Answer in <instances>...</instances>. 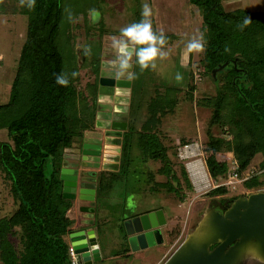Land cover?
I'll use <instances>...</instances> for the list:
<instances>
[{"label":"trees","instance_id":"1","mask_svg":"<svg viewBox=\"0 0 264 264\" xmlns=\"http://www.w3.org/2000/svg\"><path fill=\"white\" fill-rule=\"evenodd\" d=\"M188 1L202 18L200 31L204 33L206 50L200 64L210 75L215 88L213 97L205 96L197 101L198 106L211 111L206 129V171L214 182L224 181L229 160L233 159L242 178L255 157L261 156L258 173L243 182L246 189H260L264 186V11H226L224 0ZM98 4L99 0H36L34 10L27 7L18 9V13L27 20L26 39L20 50L8 101L0 106V131L6 130L9 140L0 143V173L10 183V193L16 204L10 217L0 219L2 264H71L66 239L74 232V222L68 216L72 205L62 198V192H52L51 182L62 185L58 178L61 162L66 154L78 146L82 147L86 132L95 127L98 108L101 107L98 98L102 96L98 93L101 58L90 56L89 59L84 50L74 48L72 23L67 19L66 10L79 18V14H86ZM2 11L0 0V13ZM82 17L86 18V34L93 38L90 32L96 23ZM245 17H250L252 22L240 31L237 24ZM97 24L101 26L98 30L104 33V24L101 21ZM102 32L98 34L100 38ZM233 61H236L235 65ZM226 62L228 66L213 79L212 71ZM80 68H89L94 75V82L87 86L86 95L77 90L79 76L75 79L69 76L67 87L56 83L55 74L79 72ZM188 90L192 100L195 86L191 81ZM180 91V88L168 85L149 97L139 128L141 136L158 132L163 118L173 114ZM132 94L134 99L133 87ZM133 105L136 104L131 100L130 106ZM130 125L128 122L123 134L125 141L121 145V153L125 157L129 155L127 150L133 131ZM213 130L230 139L214 136ZM181 144L187 145L185 142ZM221 154H228L230 159L219 161ZM150 155L154 158L159 152ZM49 161L56 162L51 180L44 172ZM113 174L106 171L97 174L96 199L112 185ZM158 174L169 175V184L176 180L172 170L167 174L160 169ZM186 174L185 168L180 171L186 189L191 191V182ZM161 187L173 193L172 185L163 184ZM226 193L227 189L221 186L207 195L223 197ZM184 195L180 194V201ZM242 198L245 196L223 198L214 204L225 211ZM120 230L125 232L123 226ZM13 238L18 240V249ZM125 245L117 257L127 255L129 248L128 244Z\"/></svg>","mask_w":264,"mask_h":264},{"label":"rangeland","instance_id":"2","mask_svg":"<svg viewBox=\"0 0 264 264\" xmlns=\"http://www.w3.org/2000/svg\"><path fill=\"white\" fill-rule=\"evenodd\" d=\"M1 1L3 11L0 13V55L4 58L0 60V106L8 101L10 85L27 32V20L18 13L21 7L19 0ZM144 3L152 8L153 28L158 32L162 31L167 38H170L168 46L172 49V54L168 60L158 62L156 71L148 70L141 73L139 68L135 67L137 78L129 81L125 78H118L115 71L107 64V61L113 58L110 47L111 37L118 36L122 27L141 19V6ZM223 7L226 11L236 9L251 12L264 11V2L263 0H224ZM95 9L101 13L99 21L104 24L105 32L98 30L101 26L97 22L90 32L93 38L87 35L84 22L86 18L82 16L90 20L89 11L86 14L81 13L77 22L71 25L73 45L77 51L91 46L90 56L101 58L100 78L106 77L116 81L113 87L114 94L104 95L98 98V102L102 110L112 112L114 121L131 122L130 127L133 131L129 139L130 147L127 150L129 155L125 157L121 153V145L125 141L123 134L128 127L119 132L94 127L86 132V138H97L101 146L100 155L98 157L86 156L84 153L95 150L86 148L84 151L85 143H83L82 147L78 146L73 152L71 150L72 153L66 154L61 165L63 166L67 161L76 160L81 168L87 166L90 170L94 169V172L109 168L114 172L111 176L114 178L112 185L101 192V197L95 198L96 216L88 227L94 232L100 254V260L93 264H165L182 244L190 238H198L202 235L204 220L214 201L219 202L223 198L230 199L236 196L247 197L250 194L264 192V186L260 189H246L243 185L249 176L258 173V165L262 159L261 156L255 157L250 167L243 173L240 183L224 186L227 193L223 197L207 195L214 189V186L222 184L225 180L214 182L206 171L204 164L208 155L205 152L208 139L206 129L211 111L198 106L197 103L205 96L213 97L215 88L210 75L200 64L203 53L185 55L187 39L201 29L202 18L196 7L190 5L188 0H99ZM100 32L103 33L101 38L98 36ZM90 56L89 59H91ZM77 61L80 65L79 57ZM79 73L77 90L86 95L87 86L94 82V75L89 68H80ZM177 74L180 79L176 78ZM190 81L195 86L191 95L192 100L189 98L191 91L188 90ZM168 85L181 89L173 114L163 118L158 132L141 136L139 128L145 117L147 100L155 91ZM132 87L136 101L133 99ZM131 100L136 105L131 107ZM213 135L226 140L230 139L226 135H219L216 130H213ZM8 141L7 131H0V143ZM182 142L187 145H182ZM185 146H189L188 149H184ZM182 150L188 151L189 154L191 152L194 156L181 159L178 154ZM154 152H159V155L154 158L150 157V154ZM229 159L228 154H221L218 157L219 161ZM188 163L203 167L207 176L204 184L193 183L187 172ZM54 165L56 162L51 161L45 165L44 172L49 180L53 175ZM184 168L191 182V191L186 189L180 177V171ZM160 169H164L167 174L172 170L176 180L170 181L169 184L167 181L169 175L158 174ZM51 183L53 193L62 192L60 183L56 181ZM163 184L172 185L174 190L171 192L173 193H169L168 188L161 187ZM178 184L181 185L180 188ZM181 193L185 194L183 201L178 198ZM70 202L72 209L68 216L73 220L72 228L75 230L83 225L81 221L83 217L78 211L77 202ZM15 209L16 204L10 193V183L0 173V219L10 217ZM156 211H161L166 221L165 225L159 228L163 236L161 245L143 251H133L130 248V255L122 254L117 257L116 255L127 244L124 240L127 235L120 230L124 219L131 220L135 216ZM12 241L18 249V240L13 238ZM66 241L69 243L68 237ZM243 264L264 263L253 254H246Z\"/></svg>","mask_w":264,"mask_h":264},{"label":"water","instance_id":"3","mask_svg":"<svg viewBox=\"0 0 264 264\" xmlns=\"http://www.w3.org/2000/svg\"><path fill=\"white\" fill-rule=\"evenodd\" d=\"M236 61H233L235 65ZM228 62L212 71V78L228 66ZM115 80L101 77L100 96L113 95ZM97 129L124 130L126 124L112 120V114L98 113ZM62 182V198L77 202L83 219L92 221L95 217L96 184L84 183L73 169L62 167L59 174ZM165 225L161 211L127 220L125 233L129 236V247L143 251L162 243L160 227ZM70 246L79 256L81 264H93L100 260L94 232L89 230L69 235ZM246 254H253L264 263V192L250 194L234 201L224 212L211 209L205 220L202 235L190 238L182 244L165 264H243Z\"/></svg>","mask_w":264,"mask_h":264},{"label":"clouds","instance_id":"4","mask_svg":"<svg viewBox=\"0 0 264 264\" xmlns=\"http://www.w3.org/2000/svg\"><path fill=\"white\" fill-rule=\"evenodd\" d=\"M21 7H27L28 10H34L36 0H19ZM67 19L70 23H76L77 19L69 10ZM152 8L149 4L144 3L141 6V19L137 22L130 23L122 27L119 35L111 37L110 47L112 49L113 58L107 61L108 66L115 71L118 78H125L129 81L137 78L134 68L138 67L143 73L148 70L156 71L158 62L166 61L172 54V49L168 46V38L160 31L153 28L152 24ZM101 17V13L97 9L89 10V19L91 23H97ZM251 18L245 17L242 22L237 24V28L243 31L244 28L251 24ZM206 40L204 33L197 31L185 44V55L202 54L206 48ZM228 51L229 49H225ZM85 55H91V46L84 48ZM4 57L0 55V60ZM135 61V63L133 62ZM80 75L77 71L70 74L61 72L55 74L56 83L60 86L67 87L69 85V76L72 79ZM177 79H180L177 74Z\"/></svg>","mask_w":264,"mask_h":264},{"label":"built area","instance_id":"5","mask_svg":"<svg viewBox=\"0 0 264 264\" xmlns=\"http://www.w3.org/2000/svg\"><path fill=\"white\" fill-rule=\"evenodd\" d=\"M189 146H185L184 149H188ZM184 153V154H183ZM183 154V155H182ZM194 155L188 153V151L179 152L178 157L181 159H187L189 157H193ZM187 172L189 173L191 179L193 180V183H205L204 180H206V174L203 170V167H197L196 164L188 163L186 165ZM242 179L239 177L238 174V164L235 160L231 159L229 160V167L228 172L226 175L225 181L217 186H214L213 188L221 187V186H227L232 185L233 183H240ZM69 240V239H68ZM69 246V256L71 259V264H81V260L78 255L75 254L73 248L70 246V242L68 243Z\"/></svg>","mask_w":264,"mask_h":264},{"label":"flooded vegetation","instance_id":"6","mask_svg":"<svg viewBox=\"0 0 264 264\" xmlns=\"http://www.w3.org/2000/svg\"><path fill=\"white\" fill-rule=\"evenodd\" d=\"M106 104H108V103H106ZM100 112L101 113H104V115H105V119H107V114H112V112H108V111H105V110H102L101 108H100ZM112 120H114L113 119V114H112ZM119 122H123V123H125L126 124V127H127V125H128V123H126V122H124V121H119ZM113 132L115 131H118L119 132V130H117V129H115V130H113V129H111ZM111 131V132H112ZM107 139L109 138L108 136L106 137ZM115 138V137H114ZM85 140V139H84ZM117 142V141H116ZM100 151V150H99ZM93 152H95V151H93ZM97 152V151H96ZM95 152V153H96ZM99 154H100V152H99ZM98 154V155H99ZM90 157H94V156H90ZM96 157V156H95ZM98 157V156H97ZM69 162V163H68ZM67 167V168H69V169H73L75 172H76V174L78 175V178H79V180L82 182H84V183H95L96 184V178H97V174L98 173H95V172H91V171H88V170H86L85 168L86 167H84V168H81V165H80V163L79 162H77L76 160H71V161H67L66 163H64L63 164V166L62 167ZM113 172V171H112ZM211 209H214V210H216V211H220V212H224L223 211V209H222V207L221 206H218V205H216V204H214L213 203V205H211V207H210ZM95 210H96V203H95V209H94V215L96 216V212H95ZM149 213V212H148ZM136 217V216H135ZM135 217H133V218H135ZM133 218H131V219H133ZM95 220V217H94V219L92 220V221H90V220H87V219H82L81 221H82V223H83V225L82 226H80L79 228H77V229H75L74 230V232H78V231H85V232H87V231H89L90 230V228H88L89 227V225L90 224H92L93 223V221ZM127 220H130V219H126L125 221H123L124 223L127 221ZM123 227H124V224H123ZM124 230H125V228H124ZM160 233H161V236H162V232H161V230H160ZM126 234V233H125ZM162 238H163V236H162ZM69 239V238H68ZM128 240H129V236H127V238H126V241H127V244H128V248H129V251H131L130 250V247H129V243H128ZM159 245H161V244H159Z\"/></svg>","mask_w":264,"mask_h":264},{"label":"crops","instance_id":"7","mask_svg":"<svg viewBox=\"0 0 264 264\" xmlns=\"http://www.w3.org/2000/svg\"><path fill=\"white\" fill-rule=\"evenodd\" d=\"M84 143H85V148H84V151L86 150V148H88V149H90V148H93V150H95V152L98 150H101V146L99 145V142L97 141V138H92V139H88V138H86V136H85V140H84ZM98 151L95 153V152H86V153H84L86 156H98ZM100 152V151H99ZM101 153V152H100ZM100 155V154H99ZM86 170H88V171H91V172H94V169L93 170H90L87 166H86V168H85ZM102 171H106V172H112V171H110V169L109 168H106L105 170H101V171H99V170H97V171H95V173H99V172H102ZM75 206V205H74ZM72 209V208H71ZM70 213V211L68 212V214ZM152 213V212H151ZM147 214H149V213H147ZM143 215H146V214H143ZM143 215H140V216H143ZM140 216H136V217H140ZM135 217V218H136ZM165 223H166V221H165ZM69 238V237H68ZM131 253V252H130ZM130 253L128 252L127 253V255H130Z\"/></svg>","mask_w":264,"mask_h":264},{"label":"bare ground","instance_id":"8","mask_svg":"<svg viewBox=\"0 0 264 264\" xmlns=\"http://www.w3.org/2000/svg\"><path fill=\"white\" fill-rule=\"evenodd\" d=\"M111 75V74H110Z\"/></svg>","mask_w":264,"mask_h":264}]
</instances>
